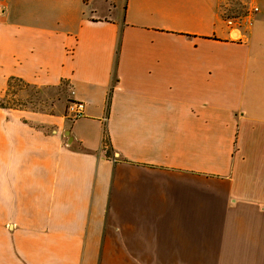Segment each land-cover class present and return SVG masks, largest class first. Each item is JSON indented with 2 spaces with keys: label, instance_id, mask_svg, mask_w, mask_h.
<instances>
[{
  "label": "crops",
  "instance_id": "1",
  "mask_svg": "<svg viewBox=\"0 0 264 264\" xmlns=\"http://www.w3.org/2000/svg\"><path fill=\"white\" fill-rule=\"evenodd\" d=\"M252 1L0 0V264H264Z\"/></svg>",
  "mask_w": 264,
  "mask_h": 264
},
{
  "label": "rangeland",
  "instance_id": "2",
  "mask_svg": "<svg viewBox=\"0 0 264 264\" xmlns=\"http://www.w3.org/2000/svg\"><path fill=\"white\" fill-rule=\"evenodd\" d=\"M225 2L227 6L225 5L223 13L227 18L247 17L251 12L252 7L254 6L252 0H224V3ZM242 18L239 21H242L243 20ZM19 91L24 92L25 88L23 90L22 88H19L18 92L16 89H13L11 90V92H9V94H16V93L19 94ZM26 93H31V91L27 90ZM7 102L9 103V101ZM14 104H17V103L14 102Z\"/></svg>",
  "mask_w": 264,
  "mask_h": 264
},
{
  "label": "built area",
  "instance_id": "3",
  "mask_svg": "<svg viewBox=\"0 0 264 264\" xmlns=\"http://www.w3.org/2000/svg\"><path fill=\"white\" fill-rule=\"evenodd\" d=\"M258 11H259L258 7L253 6L251 9V12L249 14L250 17L248 18V20L245 23L249 24L250 20H251V16L256 14ZM84 110H85V105L83 102H80L77 100H71L67 104V108L65 111V117L69 121L78 120L84 116ZM103 121L105 122L106 119H104ZM116 159H117V156L114 157V160H116Z\"/></svg>",
  "mask_w": 264,
  "mask_h": 264
}]
</instances>
